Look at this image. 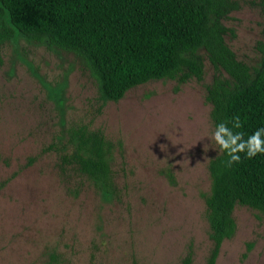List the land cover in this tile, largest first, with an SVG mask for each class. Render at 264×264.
I'll return each mask as SVG.
<instances>
[{"label":"rangeland","instance_id":"rangeland-1","mask_svg":"<svg viewBox=\"0 0 264 264\" xmlns=\"http://www.w3.org/2000/svg\"><path fill=\"white\" fill-rule=\"evenodd\" d=\"M224 23L238 59L258 64L264 13L249 4ZM203 79H154L102 104L75 54L16 34L0 47V264H205L211 247L203 193L212 138ZM114 144L117 197L64 178L53 146L77 125ZM215 264H264V215L237 204ZM250 244V247L247 246ZM245 253V255H243Z\"/></svg>","mask_w":264,"mask_h":264},{"label":"trees","instance_id":"trees-1","mask_svg":"<svg viewBox=\"0 0 264 264\" xmlns=\"http://www.w3.org/2000/svg\"><path fill=\"white\" fill-rule=\"evenodd\" d=\"M245 4L264 13V0H0V47L21 34L72 52L94 79L102 104L149 80L200 81L206 58L213 73L204 98L214 130L224 122L226 141L237 132L247 141L261 129L264 140V25L256 65L238 59L225 40L234 31L224 20ZM52 147L65 179L84 177L103 199L117 197L114 144L101 130L71 127L67 142L47 149ZM246 152L247 147L238 151L240 160L229 163L219 146L207 163L210 184L202 196L211 247L205 264H215L221 243L234 233L235 205L264 215V152L252 157ZM191 262L189 250L182 264Z\"/></svg>","mask_w":264,"mask_h":264},{"label":"clouds","instance_id":"clouds-1","mask_svg":"<svg viewBox=\"0 0 264 264\" xmlns=\"http://www.w3.org/2000/svg\"><path fill=\"white\" fill-rule=\"evenodd\" d=\"M238 127V118L237 123L235 125ZM261 129H257L255 132L249 136L247 141H244L241 138V133L237 132L235 137L230 138L229 140H225L223 138L222 133L226 131V124L224 122H220L216 125L215 130L212 133V138L216 141V143L220 146L221 149L227 150L229 154V163L233 161L238 162L240 160L238 151H244L245 147H247L246 156L252 157L257 153L264 152V140L261 139ZM240 139V143H236V140Z\"/></svg>","mask_w":264,"mask_h":264}]
</instances>
